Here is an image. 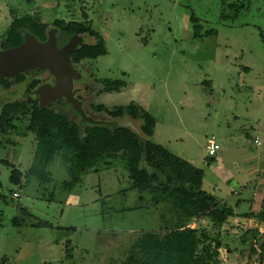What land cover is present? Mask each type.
Returning a JSON list of instances; mask_svg holds the SVG:
<instances>
[{"label":"rangeland","instance_id":"rangeland-1","mask_svg":"<svg viewBox=\"0 0 264 264\" xmlns=\"http://www.w3.org/2000/svg\"><path fill=\"white\" fill-rule=\"evenodd\" d=\"M232 3L239 6L237 16L228 7ZM15 6L32 4L0 0V20ZM35 7L43 10V19L48 14L86 18L104 37L106 53L88 59L90 71L98 79H121L125 85L111 92L99 87L89 108L92 117H108L96 110L98 104L142 106L155 119L150 139L198 168L204 191L237 214L260 208L264 0H35ZM191 12L199 18L202 33H215L193 35ZM81 36V42L93 40ZM31 70L29 78L45 82L52 77L46 69ZM70 116L78 121L73 111ZM117 119L135 130L142 123L129 116ZM211 135L220 149L209 158L206 143ZM9 137L13 142L0 148V264H121L138 236L158 230L162 213L170 216L168 203L154 206L146 192L139 198L119 155L105 157L66 188L67 165L59 154L47 163L49 182L42 184L26 172L34 134L25 122H15ZM13 168L21 173L18 183L10 181ZM14 191L19 197H12ZM228 220L221 231L220 264H258V254L250 252L252 240L242 243L240 236L251 228L263 231L264 223L239 215ZM199 225L210 228L211 222L203 218L191 226Z\"/></svg>","mask_w":264,"mask_h":264},{"label":"trees","instance_id":"trees-1","mask_svg":"<svg viewBox=\"0 0 264 264\" xmlns=\"http://www.w3.org/2000/svg\"><path fill=\"white\" fill-rule=\"evenodd\" d=\"M228 7L234 9L232 14L237 16L238 4H228ZM189 21L195 36L215 33L214 29H205L202 33L199 18L193 12ZM17 23L13 22L8 28L1 49L17 46L23 41V32L19 30L21 25ZM26 26L39 40L46 38L45 24L27 23ZM57 26L68 37L76 33L93 37L91 44H82L71 51L70 59L74 62L83 58L94 59L106 53L104 37L86 20L60 22ZM260 36L264 41V35ZM15 79H22V74H17ZM7 83L0 74V85L6 86ZM101 83L103 92L118 91L125 85L121 79H103ZM97 110L105 112L106 120L124 116L141 119L140 134L110 122L75 121L64 110L18 100L0 107V148L13 142L9 131L15 127V122H25L26 129L34 134L33 159L26 172L36 176L42 184L49 182L51 172L47 170V163L59 154L67 165L69 178L64 182L66 188L79 182L86 171L93 169L105 157L121 156L139 198L146 192L154 206L168 203L170 214L169 218L161 214L162 226L158 230L144 231L136 238L121 264H220L221 231L229 217L239 215L264 223V198L258 210L237 214L235 208L204 191L202 172L198 168L150 139L155 119L142 106L133 102L113 107L100 104ZM19 175L20 171L13 168L10 181L18 183ZM240 201L235 202L236 207ZM203 218L211 222L210 228L191 226ZM247 241L250 252L258 254V264H263L264 230H246L240 236V242Z\"/></svg>","mask_w":264,"mask_h":264},{"label":"flooded vegetation","instance_id":"flooded-vegetation-1","mask_svg":"<svg viewBox=\"0 0 264 264\" xmlns=\"http://www.w3.org/2000/svg\"><path fill=\"white\" fill-rule=\"evenodd\" d=\"M30 4H32V7H26V6H15L11 8H7V14L5 13L2 17V20H0V25L3 24L5 21L7 22V25L3 29V31L0 32V46L2 44V40L5 37V34L8 30V28L11 26V24L15 21H18L17 25H21L19 27V30L23 32V40L26 34H31L37 38V36L30 31L27 30V23H43L46 25V38L44 40H38L39 41H45L48 37V34L51 30H54V35L56 38V46L58 48L64 47L70 39L76 35H79L82 39V34L86 33H76L72 34L71 36H66V34H63L61 29L57 26V23H68L70 21H83L86 20H66L64 18H55L48 14L49 12L46 11V13L50 16L49 18H42L43 10H39L38 7H35V0H26ZM84 16V14H83ZM5 24V23H4ZM24 24V25H22ZM67 38V39H66ZM23 42V41H22ZM21 42V43H22ZM93 42V40H92ZM91 42V43H92ZM20 43V44H21ZM91 43H85L81 42L76 45L75 48L79 47L82 44H91ZM74 48V49H75ZM5 49V48H3ZM71 53V51H70ZM69 53V57H70ZM88 59L90 58H83L79 61H73L71 60V63L73 67L77 70L78 74L77 77L73 79L72 81V87H73V96L77 99V102L81 103V108L83 111L91 116L92 113L90 112L89 108L91 105L93 106V95L95 94V97L98 95V93L102 91V83L101 81L103 79H98L97 77L93 76V72L90 71L91 65L88 63ZM95 59V58H94ZM32 73V70H27L24 72H21L22 79L16 81V76L12 77H5L6 81L8 82L6 86L0 85V107L2 105H6L13 101L18 100H26L27 102H30L31 104H39V96L36 92V89L45 83H49L50 85H54L55 79L52 76L48 81L42 82L39 80L37 76L29 78V74ZM20 74V73H18ZM94 78V79H93ZM107 79V78H106ZM100 87V91L98 88ZM96 92V93H95ZM56 105L59 106L60 110H64L69 116L70 111H73L77 117L78 121H83V115L80 113V111L74 107V105L67 101L65 97L56 98L52 100L49 107L55 108ZM100 104H98L99 106ZM57 106V107H58ZM97 106V107H98ZM96 107V110H97ZM72 114V113H71ZM71 117V116H70ZM92 117V116H91ZM94 118V117H93ZM96 118V117H95ZM97 119V118H96ZM106 120V119H105ZM86 121V120H84Z\"/></svg>","mask_w":264,"mask_h":264},{"label":"water","instance_id":"water-1","mask_svg":"<svg viewBox=\"0 0 264 264\" xmlns=\"http://www.w3.org/2000/svg\"><path fill=\"white\" fill-rule=\"evenodd\" d=\"M81 37L76 35L62 48L56 46L54 30H51L45 41H39L35 36L26 34L21 44L17 46L0 48V74L12 77L30 69H46L54 77V85L45 83L40 85L36 92L40 94V107L49 106L52 100L65 97L83 115L88 122H110L115 126H124L140 134L131 124L124 123V119L100 120L87 115L81 108V103L73 96L72 81L77 77V70L73 67L69 53Z\"/></svg>","mask_w":264,"mask_h":264},{"label":"built area","instance_id":"built-area-1","mask_svg":"<svg viewBox=\"0 0 264 264\" xmlns=\"http://www.w3.org/2000/svg\"><path fill=\"white\" fill-rule=\"evenodd\" d=\"M254 142L257 143V144L259 143L257 138L254 139ZM218 149H220V145L217 143L216 138L213 135H211L208 138L207 143H206L207 154L208 155H215L216 151ZM12 197L13 198H17V197H19V194L17 192H13L12 193ZM263 264H264V262H263Z\"/></svg>","mask_w":264,"mask_h":264},{"label":"crops","instance_id":"crops-1","mask_svg":"<svg viewBox=\"0 0 264 264\" xmlns=\"http://www.w3.org/2000/svg\"><path fill=\"white\" fill-rule=\"evenodd\" d=\"M237 200H239V199H237ZM237 213V212H236ZM229 221V220H228Z\"/></svg>","mask_w":264,"mask_h":264}]
</instances>
